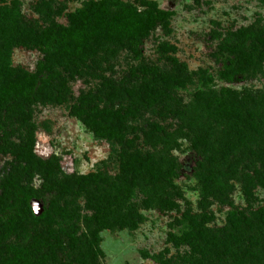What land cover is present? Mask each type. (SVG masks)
I'll use <instances>...</instances> for the list:
<instances>
[{"label":"trees","instance_id":"trees-1","mask_svg":"<svg viewBox=\"0 0 264 264\" xmlns=\"http://www.w3.org/2000/svg\"><path fill=\"white\" fill-rule=\"evenodd\" d=\"M145 6L146 11L140 13L121 0H93L68 13L67 24L41 25L24 19L15 34L19 45L36 49L42 59L32 72L0 67V154L14 155L18 164L0 186V264H99L101 230H133L144 221L134 196L144 195L141 204L145 208L177 210L178 205L168 191L179 177L181 166L173 158L165 160L161 152L138 151L134 148L138 137L128 134L133 132L131 122L142 105L153 110L161 104L159 86H183L180 79L152 69L146 89L122 90L125 98L132 99L129 104L114 105L115 90L110 84L107 101L88 93L76 104L66 105V61L77 68L87 53L101 44L125 45L137 55L142 37L165 26L174 14L173 9L161 8L154 0L146 1ZM243 37L263 47L253 52L244 49L241 42L232 45L218 69L225 84L243 79L264 60V36L249 31ZM3 52L0 50L2 56ZM211 81V77H203L204 85ZM242 93L241 97L226 85L212 92L200 90L194 93L193 102L184 112L186 134H193L197 143L194 146L207 149L204 158L209 164H226L235 178L242 160L237 180L249 206L256 199L254 190H264V102L248 90ZM35 102L66 105L69 116L78 120L95 140L106 141L111 152L118 153L120 175L112 180L97 169L32 187L28 178L44 164L34 154L33 135L27 134L17 148L10 137L14 122L29 123ZM184 112L168 103L163 104V109H156L161 118L174 113L180 121L179 132L185 126ZM212 120L222 127L218 134L211 127ZM142 133L152 147L169 140L165 126L157 121H150ZM116 145L120 148L114 149ZM226 157L232 160L228 162ZM204 162L198 164L197 171L201 199L205 201L209 196L231 207L220 235L212 233L203 218L192 217L184 230L168 232L165 240L176 250L188 247L186 255L166 257L169 249L165 247L146 256L153 264H264V207L250 211L234 207L223 187V171L209 167L202 173L207 166ZM80 196L83 206L77 202ZM34 200L42 202L38 213L31 206ZM201 216L206 220L205 213Z\"/></svg>","mask_w":264,"mask_h":264},{"label":"rangeland","instance_id":"rangeland-1","mask_svg":"<svg viewBox=\"0 0 264 264\" xmlns=\"http://www.w3.org/2000/svg\"><path fill=\"white\" fill-rule=\"evenodd\" d=\"M89 1L93 0H0V50L4 51L3 56L0 54V67L32 72L37 62L42 59L39 51L19 45L16 40L15 34L23 26L24 19L35 20L41 25L52 22L67 24L68 13L83 7ZM121 1L144 13L145 2L149 0ZM154 1L161 8L173 9L174 14L165 26L157 27L142 37L141 49L137 55H133L125 45L101 44L93 46L95 52L89 51L77 68L70 61H66L67 106L76 104L88 93L101 96L107 101L110 84L115 90L114 105L129 104L132 99L125 98L122 90L138 92L146 89L152 79V69L159 73H171L183 82V86L173 83L158 85L162 91L161 104L153 110L142 105L138 116L131 122L133 132L128 134V137H133V133L138 137L134 144L138 151L152 154L161 152L165 160L173 158L181 166L179 177L173 181L174 184L168 191L178 205L177 210L145 208L141 204L144 195L139 193L134 196V202L145 217L144 221L133 230H101V253L97 259L99 264H153L146 255L157 254L165 247L169 249L166 257L186 255L189 252L188 247L183 246L176 250L165 240L168 232L179 233L184 230L186 222L192 217L203 218L204 225L212 233L220 235L226 212L231 207L209 196L205 201L201 199L197 176L198 164L201 162L207 163L202 173L209 167H218L223 171V187L228 190L234 207L245 211L264 207V190L260 188L254 190L256 199L247 206L237 180L242 160L235 178L231 177L226 164L221 167L220 161L209 164L204 158L207 149L201 145L194 146L197 143L193 140V134H186L188 124L184 112L193 102L195 92H212L223 85L232 88L241 97L243 90H248L264 102V60L257 63L243 79L232 83L225 84L218 75L221 61L235 43L241 42L244 49L253 52L263 47L255 41H245L243 35L252 31L264 36V0ZM206 76L211 77L212 81L204 85L203 77ZM1 79L0 73V82ZM165 103L183 110L185 126L181 132L178 129L180 121L174 113L163 118L156 114V109H163ZM66 105L35 102L31 106L32 116L28 124L17 121L13 123L14 133L10 140L14 147L23 144L26 135L30 133L34 139V154L44 162L28 178L29 184L34 188H39L47 181H58L67 176L83 175L97 169L112 180L120 175L118 153L111 152L106 141L95 140L78 120L69 116ZM192 112L195 115L196 112ZM150 121H157L165 126L168 143L162 142L152 147L144 141L142 131L147 130ZM210 123L218 134L222 127L213 120ZM115 148L120 147L116 145ZM218 148L222 151L220 146ZM225 159L228 162L232 160L230 157ZM17 165L14 155L0 154V186ZM77 202L83 206L82 196ZM38 206L41 209L42 202L38 201ZM203 213L207 215L206 220L201 216Z\"/></svg>","mask_w":264,"mask_h":264},{"label":"water","instance_id":"water-1","mask_svg":"<svg viewBox=\"0 0 264 264\" xmlns=\"http://www.w3.org/2000/svg\"><path fill=\"white\" fill-rule=\"evenodd\" d=\"M32 209L35 213H38L41 209H39L38 202L36 200L31 202Z\"/></svg>","mask_w":264,"mask_h":264}]
</instances>
